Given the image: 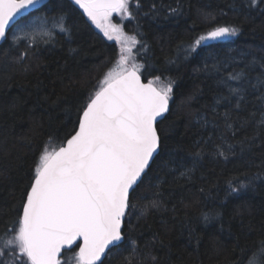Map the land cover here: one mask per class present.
Instances as JSON below:
<instances>
[{"label":"trees","instance_id":"trees-1","mask_svg":"<svg viewBox=\"0 0 264 264\" xmlns=\"http://www.w3.org/2000/svg\"><path fill=\"white\" fill-rule=\"evenodd\" d=\"M246 3L139 0L138 8L129 6L134 19L127 17L123 26L145 45L140 48L138 43L139 53L135 51L143 78L173 81L170 110L158 125L159 155L150 179L141 185V194L150 197L153 189L146 185L160 182L164 204L144 216L139 205L132 212L129 235L139 248L132 264H248L264 240V125L250 124L233 136L224 126L229 106L215 103L220 94L227 95L219 84L221 76L264 59V4L248 9ZM48 12L66 14L70 37L60 34L48 44L16 46L9 41L0 46V243L14 234L8 230L20 214L21 194L39 154L45 147L54 152L74 133L80 108L118 59V45L95 28L74 0H52ZM206 17L238 26L240 32L185 59L183 49L209 28ZM25 50V62H17ZM258 108L252 94L239 116L250 118L256 112L258 121ZM221 137L234 145L235 154L227 160L211 154L214 145L223 143ZM201 146L206 154L188 181L180 173L191 167ZM237 181L247 187L230 192L229 182L238 187ZM213 211L220 218L205 224L203 214ZM77 248L65 251L63 259L75 256ZM130 248L125 240L105 264H126ZM8 258L5 251L3 260ZM255 264H264V258L257 257Z\"/></svg>","mask_w":264,"mask_h":264},{"label":"snow or ice","instance_id":"snow-or-ice-1","mask_svg":"<svg viewBox=\"0 0 264 264\" xmlns=\"http://www.w3.org/2000/svg\"><path fill=\"white\" fill-rule=\"evenodd\" d=\"M51 3L52 0L47 4L44 0H0V45L9 41L16 46L35 45L37 36L43 37L45 44L60 34L70 37L66 14L50 15ZM74 3L108 40L118 42V59L80 108L78 127L66 139V146L54 152L45 147L39 154L30 183L21 194L20 214L8 230L14 234L0 243V264H61L57 259L61 250L76 241H81L77 245L76 264H105L101 258L108 259L113 250L121 249L125 240L131 248L124 260L132 264L139 251L137 241L129 235L132 212L139 205V214L144 216L164 204L160 182L146 185L153 189L150 197L141 194V185L150 179L151 165L159 155L158 125L167 118L164 114L169 112L173 81L169 78L159 88L153 86L152 80L142 82L143 65L136 63L133 49L138 43L140 48L145 45L135 35L127 34L121 23L112 21L113 13L134 19L129 6L138 8L139 0H74ZM261 4L264 0H247L245 7L253 9ZM205 19L210 26L183 49L185 59L211 47V41L227 40L240 32L238 26L213 22L214 17ZM27 55L25 50L16 58L17 62H25ZM208 67L204 65L205 70ZM212 68L219 73L216 65ZM219 84L227 95L220 94L215 103L229 106L223 113L224 126L233 136L250 124L264 125V59H253L228 71L220 77ZM252 94L259 102L258 121L256 112L250 113V118L239 116V110ZM200 120L203 125L208 123L203 117ZM221 140L223 143L214 145L211 154L227 160L235 154L234 145L223 137ZM205 154L201 146L194 153L191 167L180 175L191 181ZM237 184L238 187H233L229 182V191L247 187L239 181ZM220 215L218 211L204 213L203 221L210 224ZM5 251L9 255L7 260H3ZM257 257L264 258V240L259 241L248 264H255ZM152 259L155 261L156 257Z\"/></svg>","mask_w":264,"mask_h":264},{"label":"rangeland","instance_id":"rangeland-1","mask_svg":"<svg viewBox=\"0 0 264 264\" xmlns=\"http://www.w3.org/2000/svg\"><path fill=\"white\" fill-rule=\"evenodd\" d=\"M45 1V0H44ZM87 16V15H86ZM88 17V16H87ZM127 18V15H125V16H121L120 14H118V13H113L112 14V21H113V23H121L122 25H123V21L125 20ZM88 19L91 21V19L88 17ZM92 22V24L95 26V28L97 29V30H99L100 32H101V34L104 36V33H103V31L100 29V28H98V27H96V25H95V23L93 22V21H91ZM124 27V26H123ZM124 30H125V28H124ZM56 31H58V30H56ZM125 32L127 33V34H129V35H133V34H131V33H129V32H127L126 30H125ZM105 37V36H104ZM107 38V37H106ZM137 39V38H136ZM43 40H44V38L43 37H41V36H37V38H36V42L35 43H37V42H39V43H44L43 42ZM110 41H113V42H115L117 45H118V47H119V44H118V42L117 41H115V40H110ZM137 41H138V39H137ZM45 44V43H44ZM137 46H138V44L135 46V48L133 49V52H134V55H135V51H136V49H137ZM135 57H136V55H135ZM116 63V62H115ZM136 63L137 64H140L139 63V61L136 59ZM115 65V64H114ZM114 65L108 70V71H110L113 67H114ZM107 71V72H108ZM106 75V74H105ZM104 78V77H103ZM103 80V79H102ZM153 81V84L155 85V86H157L158 88L159 87H162V86H164L165 84H166V82H163V81H161V80H157V79H155V80H152ZM77 253H78V251L76 252V255L75 256H69L68 258H66V259H63V257L60 259V262H61V264H76V259H77Z\"/></svg>","mask_w":264,"mask_h":264},{"label":"water","instance_id":"water-1","mask_svg":"<svg viewBox=\"0 0 264 264\" xmlns=\"http://www.w3.org/2000/svg\"><path fill=\"white\" fill-rule=\"evenodd\" d=\"M221 41H222V40H221ZM212 42H215V41H211V42H209V43H212ZM0 46H1V45H0ZM141 79H142V82H144V83H147V82H148V81H146V80L143 78L142 73H141ZM153 86H155V85L153 84ZM155 87H157V86H155ZM170 106H171V104H170V100H169V110H170ZM164 115L166 116L167 113H165ZM69 138H70V137H69ZM65 142H66V141H65ZM61 146H66V143H64V144L61 145ZM61 146H60V147H61ZM60 147H59V148H60ZM59 148L56 149L55 151H58ZM159 151H160V149H159ZM80 243H81V241H76V243L73 244L71 247H67V246H66L64 249L61 250V253H60V255L57 257V259L60 260V259L63 257L65 251H69V250L74 249V248L77 247V245L80 244ZM77 251H79L78 248H77ZM101 259H102V260H105L104 257H102Z\"/></svg>","mask_w":264,"mask_h":264}]
</instances>
